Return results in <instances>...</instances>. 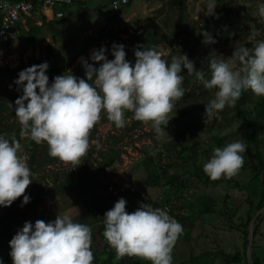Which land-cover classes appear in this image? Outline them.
Masks as SVG:
<instances>
[{"label":"rangeland","instance_id":"obj_1","mask_svg":"<svg viewBox=\"0 0 264 264\" xmlns=\"http://www.w3.org/2000/svg\"><path fill=\"white\" fill-rule=\"evenodd\" d=\"M129 1L125 8L113 11L111 0H74L64 9L63 19L51 20L34 37L19 30L14 38L0 39V100L4 101L0 109V135H18L21 154L29 157L27 163L32 173V183L25 193L30 201L22 206L21 196L10 206H0V255L10 253L9 241L26 221L33 225L37 219L49 222L58 214L70 215L74 222L88 225L92 229L91 250L101 249L105 245L99 232L104 226V213L124 198L128 212L147 203L167 210L183 226L173 249L172 264H224L225 255L235 252L240 253V261L230 264H246L245 230L249 231V216L258 209L263 186L259 180L264 178L260 173L257 177L255 145L247 137V119L239 116L237 109L246 107L251 117L256 115L252 108L258 96L251 90L245 91L248 94L241 105L237 101V107L226 106L209 118L205 104L214 98L216 89H206L196 77L187 84L183 82L185 94L174 103L168 115L170 120L166 128L161 126L160 134L153 130L151 122L133 119L132 112H125L126 123L121 128L102 112L91 130L87 154L76 167L50 157L46 143L37 144L20 135L14 107L22 89L15 84L17 71L11 73L7 69L38 60L50 67L67 66L54 77L69 71L76 76L81 58L99 67L98 62L90 59L94 50L103 47L108 59H113L112 45L123 44L126 59L134 64V49L138 45L149 46V39L164 38L155 49L166 61L170 63L173 56L186 54L194 45L198 52L193 51L189 60L198 61L196 69L209 79V56L238 66L231 57L236 46L251 48L252 43L264 40V17L258 12L264 0H217L214 15L205 14L207 0H184L181 9L178 0ZM31 24L28 22L27 26ZM203 31L216 42L205 44ZM99 32L108 37L83 53L86 42ZM199 37L201 44L197 45L194 38ZM179 49L181 52H177ZM205 50L208 53L204 55ZM80 78L87 79L85 69H81ZM253 129L264 157V117H257ZM225 132L228 143L242 140L247 146L241 154L244 164L234 177L213 181L199 169H203L215 147L226 145L214 136ZM174 145L193 153L195 166L191 160L184 162ZM56 176L60 181L71 178L83 186L89 183L91 189L84 193L77 189L48 193L55 186L52 180ZM173 178L179 180L178 187L170 185ZM257 222L251 252L264 264V210ZM140 264L150 262L140 260Z\"/></svg>","mask_w":264,"mask_h":264},{"label":"clouds","instance_id":"obj_2","mask_svg":"<svg viewBox=\"0 0 264 264\" xmlns=\"http://www.w3.org/2000/svg\"><path fill=\"white\" fill-rule=\"evenodd\" d=\"M216 5L217 0H207L205 14L214 15ZM258 12L264 17V3L259 4ZM201 34L205 44L216 42L207 31ZM111 54L114 58L108 59L103 47L91 53V61L98 62L99 67L81 58L87 79L69 71L55 76L50 84L47 62L21 70L15 84L22 89V95L14 107L20 135L37 144L46 143L50 157L76 167L87 154L91 130L102 112L117 128L125 126V112H132L133 119L151 122L153 130L160 134L161 126L166 128L170 120L174 103L185 94L182 68L188 75L194 74L206 89H216L214 98L205 104L209 118L226 106L234 107L245 91L264 97V40L252 43L251 48L237 45L231 57L238 66L212 58L209 79L186 54L173 56L169 63L155 48L138 45L134 64L126 59L123 44H113ZM246 149L242 140L215 147L203 164L204 173L213 181L234 177L243 167L241 154ZM28 159L27 154H21L14 135L11 139L0 135V206H10L21 196L22 206L30 201L25 194L32 183ZM126 203L124 198L118 199L103 216V237L115 251L116 259L127 256L150 264H172L173 249L183 226L165 209L141 203L135 211L128 212ZM9 245L12 264L94 261L92 229L74 222L67 214H58L49 222L37 219L34 225L26 221Z\"/></svg>","mask_w":264,"mask_h":264},{"label":"trees","instance_id":"obj_3","mask_svg":"<svg viewBox=\"0 0 264 264\" xmlns=\"http://www.w3.org/2000/svg\"><path fill=\"white\" fill-rule=\"evenodd\" d=\"M9 1H16V0H9ZM179 2V7L180 9L183 7V2L184 0H178ZM41 30L40 26H33L31 28V30L27 33L31 34L32 37H34L37 33H39ZM108 37V34H103L102 32H99L98 35L94 38H91L90 40H88L85 44V48L82 50V52L84 53V51L86 50L87 47L91 46V45H99V40ZM112 38H114V35H112ZM201 38H194V42L195 44L199 45L201 44ZM164 38H151L149 39V46H146L148 48H155V46L158 44V42L160 40H162ZM142 45H144L142 43ZM194 45H190V50L186 53L187 57L189 58V56H193V51L194 52H198L197 49H195ZM177 52H181V49H179ZM208 51L205 50V52L203 53L204 55L207 54ZM202 55V53H201ZM215 56V55H214ZM210 59L213 58V56H209ZM203 60V59H201ZM194 63V66L197 68L199 62L198 61H192ZM42 62H39L38 60L34 61L31 64H23L22 66L16 68V69H7L5 71H11V73H14V71H17V73H19L21 70L30 67L34 64H40ZM92 63V62H89ZM95 66V65H94ZM67 66H60V67H48L46 74L49 77V83L51 84L53 82L54 79V74L55 73H59V71L61 69H65ZM84 69L82 63L80 64V66L77 68V73L76 76L80 78L81 75V69ZM181 75L184 77L183 82L185 84L189 83L191 81V79L195 80V75H188L187 73V69L182 68V73ZM248 92H243V94L241 95L240 99L238 100V105H241L243 102V100L247 97ZM4 107V101L0 100V109H2ZM237 107V105H236ZM239 110V116L245 117L247 119V126H248V138L249 141H252V143H254L255 145V157H256V163H255V168H257V177L260 174H264V157L261 153V151L258 148V143H257V135H255L254 133V129H253V125L257 120V117H264V97H258L255 102L253 103V108L256 111V115L254 117H251L248 114L249 109H247L246 107L244 108H238ZM251 111V109H250ZM13 135H9V137H7L8 139H11ZM15 137H17L18 135H14ZM215 139L219 140V141H223L226 144L228 143L227 139L222 135V134H215ZM174 149L178 152V154L182 157V160H184V162H187L188 160H191L192 165L195 166L194 163V155L193 153H191L190 151H187V149L183 146L180 145H174ZM200 172L202 173V175H204L207 179L209 178L203 171V169H199ZM260 173V174H259ZM55 184V186H53L48 193L51 194H56L58 191H65L67 189H77L79 190L81 193H84L85 191H88L89 189H91V184L86 183L84 186L83 184H80L78 181L76 180H72L71 178H67L63 181H60V178H58V176H56L55 178H53L52 180ZM260 182H262V189H261V200L257 203V208H259L260 206H262L264 204V200H263V196H264V178L262 180H259ZM171 186H175L178 187V185H180L179 180H176L175 178H173L171 180V182H169ZM238 184V183H237ZM252 203V202H251ZM253 213H251V215L249 216V221L252 218ZM248 221V223H249ZM258 223L256 224L255 228V235L257 234V229H258ZM103 230H104V226H101L99 232L102 235L103 241H105V245H103V247H101V249H92V252L94 254V261L93 264H140V260L132 257L129 258L128 261H125L124 259H120L117 260L116 259V254L115 251L108 245V243L106 242V240L103 237ZM245 239L247 240V230H245ZM246 243V242H245ZM246 247H244V255H245V250ZM251 257L253 260L254 264H262V261L257 257V255L255 254L254 251L251 252ZM0 260H3L5 263H12V258L10 256V253H4L0 255ZM240 261V253L235 252L234 254L230 255L227 254L225 255V262L224 264H230L231 262H239ZM247 264V263H246Z\"/></svg>","mask_w":264,"mask_h":264},{"label":"built area","instance_id":"obj_4","mask_svg":"<svg viewBox=\"0 0 264 264\" xmlns=\"http://www.w3.org/2000/svg\"><path fill=\"white\" fill-rule=\"evenodd\" d=\"M72 3L74 0H0V39L14 38L20 24L42 25L43 21L61 19L65 16L64 9ZM128 3L129 0H111L112 10L118 11Z\"/></svg>","mask_w":264,"mask_h":264},{"label":"water","instance_id":"obj_5","mask_svg":"<svg viewBox=\"0 0 264 264\" xmlns=\"http://www.w3.org/2000/svg\"><path fill=\"white\" fill-rule=\"evenodd\" d=\"M262 210H264V204L257 209V211L252 216L249 223V231H247V242H246V259L248 264H254L251 257V248H253V243H254L256 220Z\"/></svg>","mask_w":264,"mask_h":264},{"label":"crops","instance_id":"obj_6","mask_svg":"<svg viewBox=\"0 0 264 264\" xmlns=\"http://www.w3.org/2000/svg\"><path fill=\"white\" fill-rule=\"evenodd\" d=\"M129 3H130V1H129ZM128 5V4H127ZM127 5H125V6H123L122 8H125ZM121 8V9H122ZM112 9V8H111ZM119 11V10H118ZM103 14V13H102ZM65 17V16H64ZM63 17V18H64ZM63 18H61V19H63ZM61 19H53V20H61ZM51 20H49V21H46L45 23H44V25H38V26H40L41 28L43 27V26H45L48 22H50ZM32 24H31V26H27V24H20V26H18V28H17V32H16V36H17V34H18V32H19V30L20 31H22V32H24V33H27V32H29L30 30H31V28L34 26V25H36L35 23H33V22H31ZM37 26V25H36ZM15 36V37H16ZM30 36H31V34H30ZM32 37V36H31Z\"/></svg>","mask_w":264,"mask_h":264}]
</instances>
